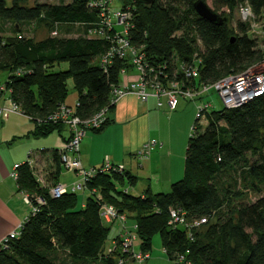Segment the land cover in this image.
Returning <instances> with one entry per match:
<instances>
[{
	"label": "trees",
	"instance_id": "1",
	"mask_svg": "<svg viewBox=\"0 0 264 264\" xmlns=\"http://www.w3.org/2000/svg\"><path fill=\"white\" fill-rule=\"evenodd\" d=\"M58 1L59 4H50L44 0L29 7L30 0H0L2 21L16 25H78L85 31L82 38L48 37L41 41L20 33L7 39L0 35V86L6 90L3 97L31 119L36 137L53 132L62 135L67 130L62 124L46 121L61 106H68L69 79L78 94L77 114L85 120L104 109L111 114L115 108L111 107L113 86L120 85L123 70L136 72L130 61L113 59L105 73L102 59L112 43L89 35V30L101 21L100 12L89 8L93 0ZM199 1L205 2L155 0L147 6L124 0L122 9L131 8L134 14L130 42L146 54L152 66L163 64L166 73L181 79V64L191 63L197 55L202 63L198 78L191 81L193 86L240 75L264 61L263 52L249 37L251 24L239 23L234 30L226 13L220 14L223 9L231 13L249 5L258 20L264 13V0H212L214 12L228 20L222 26L211 24L196 13L194 5ZM177 33L182 35L176 37ZM195 38L202 44L198 54ZM62 64H67L68 69L62 71ZM109 124L108 118L96 132H102ZM207 124L204 134L196 136L199 127L195 122L186 150L184 178L173 184L169 193L133 197L127 188L135 186L136 181L127 173L96 176L89 182L88 190L100 193L103 203L135 221L136 249L149 254L150 259L153 239L160 236L164 254L172 264H178L177 255H184L193 264H264V197L253 204L230 207L232 201L225 200V190L215 183L216 176L237 165L264 138V96L237 110H213ZM51 152L56 169L49 179L53 187L59 184L62 164L61 154ZM17 167L18 179L13 178L19 192L26 193L35 206L36 198H42L45 205L39 207L35 216L28 215L19 238L11 241L7 249H0V264H57L61 250L75 262L119 264L118 257L125 255L120 250L109 254L113 246H106L115 223L107 224L102 219V204L89 192L84 193L88 197L82 208L78 207V193L53 199L37 169L34 171L28 163ZM249 171L264 181V161ZM225 205L227 218L214 221ZM172 211L183 216L189 227L170 226ZM202 220L206 224L190 230L194 222Z\"/></svg>",
	"mask_w": 264,
	"mask_h": 264
},
{
	"label": "built area",
	"instance_id": "2",
	"mask_svg": "<svg viewBox=\"0 0 264 264\" xmlns=\"http://www.w3.org/2000/svg\"><path fill=\"white\" fill-rule=\"evenodd\" d=\"M112 0H93L89 3V8L100 12V23L92 30H89L91 37L105 39L112 43V48L102 59V66L105 68V73H108V68L112 65L113 59L122 61H130L136 71V77H130L125 70L122 71V81L120 85L113 86L111 107L130 95L136 96L142 103H146L150 98L157 100V107L161 109L164 105L167 106L170 113L175 112L181 100L193 102L196 104L197 114L196 122H208V117L215 110L214 104L208 98L212 93H216L220 99L223 110L233 111L250 104L264 96V70L261 67H252L240 75H232L224 78L214 84H201L193 86L191 81L197 79L200 73L202 61L194 57L189 64H181L178 71L183 75H170L166 73L167 67L163 64L152 66L147 59L146 54L136 49L130 42V33L133 25L134 14L131 8L113 9L111 7ZM241 20L243 22L254 21V14L249 5L240 7ZM6 90L4 86H0V118L5 113L24 116L18 106L10 103L9 98L3 97ZM2 101L8 102L2 105ZM79 101H76L74 107L61 106L54 112L46 123L62 124L69 131V140L61 153V164L67 173L76 176L77 181L71 185L58 184L50 187L49 194L53 199H58L68 193H90L101 205V217L107 224L119 222L124 231L121 232L119 241L112 244L109 254H114L117 250L125 256L130 255L137 263H144L150 259L149 254H143L136 251L135 243L137 235L135 232L127 230V217L120 214L119 211L111 206L103 203V198L100 193L88 190V184L92 178L99 175H122L126 172L125 165L114 164L109 159H106L100 167L85 168L80 155V149L84 138L89 131L100 130L108 120V109L102 110L96 116L90 119H82L78 116ZM31 120V119H30ZM196 126V125H195ZM194 126V127H195ZM193 127V128H194ZM155 143L147 145L139 156L145 158L150 154V150ZM33 168V161L28 162ZM17 166L14 168L12 177L18 179ZM41 183L45 186V178L41 176ZM26 204L31 207V214L35 216L39 207L45 205L42 198H36L37 206L32 204V200L27 194H23ZM28 218L19 225L18 231L11 233L0 243V249H7L11 241L20 237ZM170 226L178 227L185 225L189 227L183 216L177 212H171ZM206 224V220L194 222L190 226V230L201 228ZM191 235V234H190ZM192 236V235H191ZM193 237V236H192ZM166 253V252H165ZM123 264V262H120ZM178 264H193L184 255H177Z\"/></svg>",
	"mask_w": 264,
	"mask_h": 264
},
{
	"label": "crops",
	"instance_id": "3",
	"mask_svg": "<svg viewBox=\"0 0 264 264\" xmlns=\"http://www.w3.org/2000/svg\"><path fill=\"white\" fill-rule=\"evenodd\" d=\"M52 2L59 4L58 0H52ZM69 2L66 1L67 4ZM129 75L136 77V72H129ZM7 103L2 101V105ZM189 103L191 102L181 100L178 109L170 113L166 105L159 109L157 100L154 98H150L146 103H142L134 95L121 99L108 116L110 124L102 132L89 131L84 138L80 149L83 165L86 168L100 167L106 159H109L114 164L125 165V173L136 181L132 190L139 193L141 197L148 194L169 193L171 186L184 178L188 137L197 112L196 105L192 103L194 108L190 115L192 117L184 116L189 109ZM183 109H186L185 112L182 111ZM14 116L18 115L5 113L0 118V122L3 126L9 122L11 126L12 118H16ZM22 120H17V123L24 127V133L28 134L26 138H29L36 127L30 120L27 119L31 123ZM52 134H55L52 138V149L36 152L31 149L26 152L25 164L33 161V168L38 171L40 165L47 167L43 176L47 179L45 187L52 186L49 179L56 171L51 151L56 150L61 154L69 140L67 130L62 135L58 132ZM152 143L155 145L152 146L150 154L145 158L139 156V152ZM17 165L19 164L15 167ZM61 168L59 184L71 185L77 181L75 175L67 173L63 166ZM13 170L0 156V243L10 233L17 231L16 229L23 223L21 217L23 213L17 212L15 206L17 205L16 197L22 196L21 199H23V194L26 193L19 192L18 184L12 177ZM23 203L26 207L29 206L24 199ZM16 214L18 218L21 217L20 220L18 219L19 222Z\"/></svg>",
	"mask_w": 264,
	"mask_h": 264
},
{
	"label": "rangeland",
	"instance_id": "4",
	"mask_svg": "<svg viewBox=\"0 0 264 264\" xmlns=\"http://www.w3.org/2000/svg\"><path fill=\"white\" fill-rule=\"evenodd\" d=\"M46 2H49L50 4H55L54 2H51V0H45ZM44 2V0H30L28 6L32 7L36 3ZM207 5L214 11V4L212 0H205ZM124 0H112L111 7L115 10L122 9ZM184 6H182L183 8ZM184 9V8H183ZM240 8L238 10L232 11L230 13L229 10L223 9L221 10L220 14L226 13L227 17L229 18V24L230 26L236 30L239 23H249L251 24L249 29V37L251 40H253L257 45L258 48L263 52L264 54V13L261 17V19L255 20L252 22H243L241 20V13L239 12ZM186 11V10H183ZM0 35L3 36L4 39L7 38H13L17 36L19 33L23 37L32 38L37 41L44 40L48 37H75V38H82L85 35V31L83 27L75 25H61V24H52L49 22H45L42 24L39 23H22L20 25L11 24L5 21L0 20ZM182 34L177 33L176 37H180ZM196 39V38H195ZM202 50V44L199 40L196 39V46H195V53L198 54L199 51ZM263 63V64H262ZM262 64V65H261ZM261 65L264 70V61L256 65V67H261ZM62 71H65L68 69L67 64H62L61 68ZM68 88V96L66 98V105L68 106H74L75 102L78 100V94L74 90V83L72 79H69L67 83ZM208 100L214 104L216 111L223 110V105L216 95V93H212L211 96H209ZM192 103H189V109L184 114L185 117H192L190 116L191 113L194 111V108L192 107ZM193 105H196L193 103ZM186 109H183L182 111L185 112ZM180 111V112H182ZM16 118H12L11 126L9 125V122L6 126H3V123L0 122V156L6 161L7 165L10 169H14L16 164H19L17 166L23 165L27 161V153L29 150H33L34 152L44 150V149H52V138L55 137V134L49 135L47 137L37 136L34 137V132L32 133V136L28 137V134L24 133V127L19 125L17 123V120L24 119L25 121H28L25 118L14 116ZM5 119V118H4ZM23 121V120H22ZM196 122V118L194 120ZM191 126L190 133L188 139L192 135L193 126L194 123ZM28 123H31L28 121ZM32 124V123H31ZM197 125L199 127V130L195 132L196 136H201L204 134L205 129L207 128V122L204 120L203 122L199 123L197 122ZM68 131V129H67ZM69 133V131H68ZM26 138V139H24ZM264 161V138L261 139L256 147L255 150L244 157L237 165H234L233 167H229L226 169L222 174L215 177V183L218 184L220 189H224V197L226 201H232L230 207L238 206L241 204H253L256 203L259 199L264 197V181L257 180L255 177H253L250 174L249 169L253 168L259 164H261ZM39 171L36 169L34 171L39 172L40 176H44L47 167L41 166L38 168ZM47 180V179H45ZM130 191V195L133 197H140L139 193L132 190V187L127 188ZM18 195V194H17ZM22 197V196H21ZM20 196L16 197V203L15 209L17 212H22L23 215L22 221L25 220L26 216H28L31 213V207H26L23 203V199H21ZM78 207L82 208V206L85 204L88 194L84 193H78ZM17 215V214H16ZM228 211L227 207H225L220 210V212L217 213L215 220L222 217L223 220L227 218ZM19 216L17 215V221ZM127 217V230L130 229V231H135V221L133 219H129ZM24 218V219H23ZM19 222V221H18ZM112 227V231L109 237V242L107 243L106 247H110L114 241V239L122 232L124 231L122 229V226L119 222H116L114 226ZM129 228V229H128ZM17 230V229H16ZM11 234V233H10ZM9 234V235H10ZM137 245V242L135 243V247ZM137 252L144 253L142 250L136 249ZM58 255V261L57 264H100V262H88V261H82V262H75L70 258V255L68 252L61 250L57 253ZM119 264L122 261L123 264H140L137 263L135 259H133L130 255L118 257ZM141 264H172L168 257L164 254L163 245L160 236H156L153 239L152 243V249H151V259L146 260L144 263Z\"/></svg>",
	"mask_w": 264,
	"mask_h": 264
},
{
	"label": "water",
	"instance_id": "5",
	"mask_svg": "<svg viewBox=\"0 0 264 264\" xmlns=\"http://www.w3.org/2000/svg\"><path fill=\"white\" fill-rule=\"evenodd\" d=\"M136 4L152 5L155 0H132ZM196 13L204 20L216 26H222L228 20L216 14L204 1H199L194 5Z\"/></svg>",
	"mask_w": 264,
	"mask_h": 264
}]
</instances>
